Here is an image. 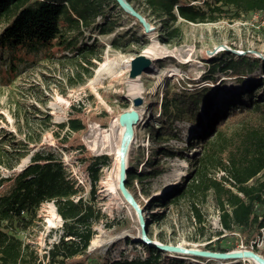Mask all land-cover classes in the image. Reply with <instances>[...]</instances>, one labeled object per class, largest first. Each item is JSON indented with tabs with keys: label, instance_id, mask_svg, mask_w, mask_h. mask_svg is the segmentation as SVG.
I'll return each mask as SVG.
<instances>
[{
	"label": "rangeland",
	"instance_id": "obj_1",
	"mask_svg": "<svg viewBox=\"0 0 264 264\" xmlns=\"http://www.w3.org/2000/svg\"><path fill=\"white\" fill-rule=\"evenodd\" d=\"M128 4L142 18L141 25L120 5L108 6L104 11L106 23H112L111 32L83 31L78 42L92 43L95 39L97 45V57L90 63L69 58V52L59 51L52 57L36 55L34 63L21 64L14 76H6L5 62L0 60V145L11 150L9 141L20 142V149L28 153L44 149L55 152L68 178L78 187V195L84 198L89 196L91 185L85 158L108 157L107 165L100 167L93 196L102 218L92 225L94 236L87 247L92 260L106 257L115 264L124 259H143L145 244L199 250H207L204 248L209 245L212 249L228 251L252 250L264 257V234L255 248L246 249L239 232L230 234L222 229L211 192L197 200L204 220L200 225L193 217L189 201L164 205L167 201L162 200L161 206L152 205V196L162 199L171 195L188 177L200 143L192 140L199 127L187 121H175L177 136L160 143L170 147L174 156L154 150L155 141L150 135L151 128L160 126V105L166 92L185 88L192 94L196 88H205L214 98L213 106H218L223 98L231 99L232 95L237 98L253 76L264 80V65L255 66L240 80L221 71L209 72L216 54L237 59L250 52L264 60V16L252 13L213 23H191L178 18L174 23L179 29L178 36L167 39L163 22L150 13L143 0H130ZM95 23L105 22L98 17ZM139 55L149 59V65L130 77L131 60ZM205 75L213 80H204ZM137 98L141 102L134 105ZM199 105L203 113V102ZM131 110L137 112L138 120L132 126L126 152V173L134 175L126 189L135 206L118 189L119 166L111 150L118 141L119 116ZM76 112L84 128L77 133L61 128L60 125L67 123ZM65 136L69 139L67 144L78 138L83 147L62 149L58 142ZM146 160H155L161 165V171L156 176L140 179L137 175L147 170ZM28 162L27 155L15 169L19 170ZM210 172L220 175L213 169ZM7 173L0 167L1 176ZM263 176L260 175L261 180ZM145 191L150 195L146 196ZM62 223L54 204L45 201L32 226L19 232V237L37 252L39 264L46 262L47 250L59 240ZM134 235L137 238H133ZM161 251L162 255L185 264L203 263L194 255ZM212 262L255 264L242 259Z\"/></svg>",
	"mask_w": 264,
	"mask_h": 264
},
{
	"label": "trees",
	"instance_id": "obj_2",
	"mask_svg": "<svg viewBox=\"0 0 264 264\" xmlns=\"http://www.w3.org/2000/svg\"><path fill=\"white\" fill-rule=\"evenodd\" d=\"M143 1L150 13L163 22L167 39L178 36L179 29L174 27L178 18L191 23H213L239 19L252 13L264 16V0ZM108 6L119 7V4L116 0H0V60L5 62L3 72L6 76H14L21 64L34 63L36 55L52 57L59 51L69 52V58L90 63L97 57L95 39L92 43H79L78 40L84 30L100 34L111 32L112 23H106L104 11ZM128 15L141 25L136 17ZM98 17L105 23L96 24ZM226 56H213L216 61L212 58L210 74L221 71L240 80L255 66L264 65L263 58L250 52L237 59L232 55ZM258 77L255 75L247 81L237 98L236 95H232L231 99L223 98L218 106H213L214 98L205 88H196L192 94L185 88L178 92H166L160 105V126L150 130L155 141L154 150L163 155H175L170 147L160 144L177 136L173 125L175 121H187L199 127L192 140L200 143L188 177L171 195L162 199L152 196V205L161 206L162 200L167 201L164 205L189 201L193 217L200 225L204 220L197 200L211 192L220 226L230 234L239 232L244 237L246 249L255 248L264 234V176L260 179V175L264 174V80ZM203 79L213 80L206 75ZM200 102L204 105L203 113L200 112ZM60 127L77 133L84 128V124L76 112ZM68 141L65 136L58 145L62 149L67 146L73 149L83 147L78 138H74L70 145ZM19 144L9 141L11 150H5L0 145V167L8 172L5 176L0 175V264H39L37 252L19 237V232L32 226L45 201L54 204L63 223L62 234L47 250L44 264H112L106 257L92 260L87 252L94 236L92 225L102 218L93 196L100 167L107 165L108 157L85 158L91 185L89 196L84 198L78 195V187L68 178L55 152L44 149L28 153L21 150ZM27 155L28 164L16 170V165ZM144 164L147 170L138 173L140 179L156 176L161 171V165L155 160H146ZM211 169L220 175L215 176ZM133 177L132 172H128L127 189ZM145 195L150 194L145 191ZM204 249L228 251L212 249L209 245ZM144 254L143 259H124L115 264H185L162 255L161 250L147 244L144 245ZM194 257L203 261L202 264H214L204 257Z\"/></svg>",
	"mask_w": 264,
	"mask_h": 264
},
{
	"label": "water",
	"instance_id": "obj_3",
	"mask_svg": "<svg viewBox=\"0 0 264 264\" xmlns=\"http://www.w3.org/2000/svg\"><path fill=\"white\" fill-rule=\"evenodd\" d=\"M117 3L129 14H133L139 21L142 20L140 16L136 15L135 12L132 10V8L129 6L128 2L126 0H116ZM150 60L139 55L136 58L131 60V70H130V77H134L135 75L139 74L141 71L145 70L147 66L149 65ZM140 99L137 98L134 100V105H138L140 103ZM127 113H123L119 116V122L123 123L126 120ZM130 114L132 116V123H135L138 120V114L136 111L131 110ZM130 130V132H129ZM131 126L128 127V131L123 134L122 137V149L124 147H127L131 140ZM126 142L127 145H126ZM126 153H123L120 159L119 163V180H118V189L123 195V197L130 202L132 205L135 206L134 201L132 199V196L129 194L125 187L126 182ZM151 246H154L155 248L163 251H171V252H177V253H186L194 256L204 257L207 260H233L238 261L240 259H246V258H253L256 260L259 264H264V257L252 250H236V251H226V252H219V251H210V250H199V249H185L178 246H169V245H161V244H149Z\"/></svg>",
	"mask_w": 264,
	"mask_h": 264
},
{
	"label": "bare ground",
	"instance_id": "obj_4",
	"mask_svg": "<svg viewBox=\"0 0 264 264\" xmlns=\"http://www.w3.org/2000/svg\"><path fill=\"white\" fill-rule=\"evenodd\" d=\"M120 124L121 125L119 127L118 141L115 143V146L111 149L112 150V154L114 156V162H115V164L117 166H119V163H120V159H121L122 154L127 152V149H128V146H129L128 145L127 147H124V149H122L121 143H122L123 134L128 131V127L129 126H131V132H132V126H133L134 123H132V116L130 114V111H128L126 120L123 123H120ZM129 132H130V130H129ZM127 143L128 142H126V145H127ZM110 189H112V188L110 187ZM133 238H137L136 235H134ZM242 260L252 261L255 264H259L253 258H246V259H242Z\"/></svg>",
	"mask_w": 264,
	"mask_h": 264
},
{
	"label": "built area",
	"instance_id": "obj_5",
	"mask_svg": "<svg viewBox=\"0 0 264 264\" xmlns=\"http://www.w3.org/2000/svg\"><path fill=\"white\" fill-rule=\"evenodd\" d=\"M45 262L44 261H42L40 264H44Z\"/></svg>",
	"mask_w": 264,
	"mask_h": 264
}]
</instances>
